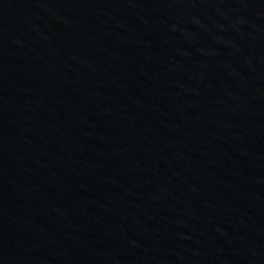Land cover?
Returning <instances> with one entry per match:
<instances>
[{
    "label": "water",
    "instance_id": "95a60500",
    "mask_svg": "<svg viewBox=\"0 0 264 264\" xmlns=\"http://www.w3.org/2000/svg\"><path fill=\"white\" fill-rule=\"evenodd\" d=\"M0 264H264V0H0Z\"/></svg>",
    "mask_w": 264,
    "mask_h": 264
}]
</instances>
